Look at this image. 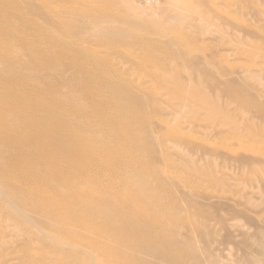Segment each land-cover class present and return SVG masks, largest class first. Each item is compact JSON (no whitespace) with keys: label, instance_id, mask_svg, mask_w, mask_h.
I'll return each mask as SVG.
<instances>
[{"label":"rangeland","instance_id":"obj_1","mask_svg":"<svg viewBox=\"0 0 264 264\" xmlns=\"http://www.w3.org/2000/svg\"><path fill=\"white\" fill-rule=\"evenodd\" d=\"M26 1L29 21L76 42L136 97L124 114L145 126L131 131L132 154L152 177L124 182L169 210L163 243H185L197 255L185 264H264V0ZM41 5L60 27L39 17ZM47 69L87 106L71 69ZM11 205L0 194V264H62L56 250L107 264L89 247L59 246L39 214Z\"/></svg>","mask_w":264,"mask_h":264},{"label":"bare ground","instance_id":"obj_2","mask_svg":"<svg viewBox=\"0 0 264 264\" xmlns=\"http://www.w3.org/2000/svg\"><path fill=\"white\" fill-rule=\"evenodd\" d=\"M80 1L86 5L87 0ZM34 8L26 0H0L2 199L39 214L38 227L55 234L59 246L89 247L107 264L196 260L185 243H163L167 242L163 229L169 225L164 221L169 210L145 194L143 200L141 191L124 182L152 177L140 156L132 154L138 139L131 131L145 128L131 114H124L135 113L131 105L136 97L119 84L113 71L102 73L76 42L45 34L29 21L27 15ZM36 12L52 27H60L46 16V6ZM24 31H30L28 37L40 38L43 46L23 42ZM47 64L75 73L73 79L84 90L86 107L74 97L64 77L48 70ZM36 65L41 69H29ZM121 113L130 120L125 122ZM55 253L62 257V264H86L82 254Z\"/></svg>","mask_w":264,"mask_h":264}]
</instances>
